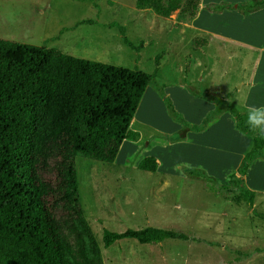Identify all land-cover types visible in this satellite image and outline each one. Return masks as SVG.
<instances>
[{
	"label": "rangeland",
	"instance_id": "374dc122",
	"mask_svg": "<svg viewBox=\"0 0 264 264\" xmlns=\"http://www.w3.org/2000/svg\"><path fill=\"white\" fill-rule=\"evenodd\" d=\"M253 1L200 0L192 23L177 12L165 19L136 10L134 0H0V39L147 75L156 69L130 123L137 140L122 142L111 163L73 159L79 211L101 264H264V145L239 177L251 137L234 128L230 114L247 125V109L264 107L262 28L251 26L264 11L237 8ZM212 4L227 10L213 11ZM215 114L202 133L186 130ZM143 157L155 158V173L136 168ZM239 178L254 193L251 208L235 202ZM56 215L74 250L62 212ZM146 227L187 240L101 245L103 229Z\"/></svg>",
	"mask_w": 264,
	"mask_h": 264
},
{
	"label": "trees",
	"instance_id": "16d2710c",
	"mask_svg": "<svg viewBox=\"0 0 264 264\" xmlns=\"http://www.w3.org/2000/svg\"><path fill=\"white\" fill-rule=\"evenodd\" d=\"M199 3L134 0V7L165 19L176 12L193 19ZM224 8L223 4L212 6L217 12ZM237 8L241 14L252 13L264 8V0ZM117 28L122 42L133 48L121 27ZM155 72L147 75L136 68L0 39V264H101L79 211L73 159L82 155L111 163L122 142L137 140L130 123ZM230 114L234 128L251 137L250 148L236 168V174L243 177L248 165L260 157L264 140L233 110ZM218 116L206 117L201 126L186 130L197 134ZM178 138L183 140L185 133ZM136 168L155 173L157 163L154 157H143ZM235 182V202L242 201L251 208L254 193L243 187L240 178ZM57 211L62 212L74 250L59 233ZM259 218L264 220V214ZM123 239L149 244L187 237L154 227L121 233L102 230L103 249Z\"/></svg>",
	"mask_w": 264,
	"mask_h": 264
},
{
	"label": "clouds",
	"instance_id": "9594fccd",
	"mask_svg": "<svg viewBox=\"0 0 264 264\" xmlns=\"http://www.w3.org/2000/svg\"><path fill=\"white\" fill-rule=\"evenodd\" d=\"M247 125L249 130L264 137V107H249L247 109Z\"/></svg>",
	"mask_w": 264,
	"mask_h": 264
},
{
	"label": "crops",
	"instance_id": "0c3cea01",
	"mask_svg": "<svg viewBox=\"0 0 264 264\" xmlns=\"http://www.w3.org/2000/svg\"><path fill=\"white\" fill-rule=\"evenodd\" d=\"M199 5H200V3H199ZM213 5H216V4H212V6ZM212 6H210V7H212ZM198 8H199V6H198ZM213 10V9H212ZM225 10H227V9H223V10H221V12H224ZM214 11V10H213ZM264 11V8L263 9H261V10H258V11H255V12H253V13H259V12H263ZM220 12V11H219ZM253 13H251V14H253ZM198 14H199V9L197 10V12H196V16H195V18L198 16ZM248 15V14H247ZM258 17L255 19V24H253L252 22V20H251V26L252 25H256L255 27H253V29L254 28H256V27H258V26H260L261 28H262V31L260 32V35H259V46L261 47V48H263V46H264V15H262V13H260V14H258L257 15ZM195 18H193L191 21H192V23H195ZM168 19V18H167ZM142 99V98H141ZM141 101V100H140ZM202 133V132H201ZM200 134V133H199ZM187 139V137L185 138V140ZM251 191V190H250Z\"/></svg>",
	"mask_w": 264,
	"mask_h": 264
}]
</instances>
